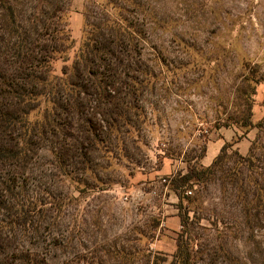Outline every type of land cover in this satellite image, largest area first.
I'll use <instances>...</instances> for the list:
<instances>
[{"label":"rangeland","instance_id":"rangeland-1","mask_svg":"<svg viewBox=\"0 0 264 264\" xmlns=\"http://www.w3.org/2000/svg\"><path fill=\"white\" fill-rule=\"evenodd\" d=\"M68 1L74 45L68 62H54L57 76L84 38L86 9L99 18L107 3ZM139 2L123 14L138 30L130 75L146 77L142 92L128 96L130 138L72 180L44 179L71 202L61 220L64 249L51 263L169 264L181 238L189 264H264V0ZM16 6L29 9L27 0ZM250 106L261 125L246 133L236 122ZM225 143L221 171L184 193L180 211L172 178L199 164L208 144L210 165Z\"/></svg>","mask_w":264,"mask_h":264},{"label":"trees","instance_id":"trees-1","mask_svg":"<svg viewBox=\"0 0 264 264\" xmlns=\"http://www.w3.org/2000/svg\"><path fill=\"white\" fill-rule=\"evenodd\" d=\"M106 1L99 18L95 7L86 9L84 38L71 64L57 76L54 62H68L74 45L66 19L70 1L27 0L29 9L24 10L17 0H0V264H54L57 250L64 249L61 220L71 202L53 195L44 179L54 177L53 185L72 180L98 166L109 147L117 149L119 141L130 138L135 108L128 96L142 92L146 77L138 74L140 69L130 75L131 59L140 55L134 36L138 30L123 14L142 4ZM109 7L118 10V19ZM34 113L42 115L34 119ZM253 117L250 106L236 123L249 133L261 125ZM228 147L225 143L209 166L200 162L205 151L199 164L172 178L180 211L184 193L221 171ZM179 217L184 228L185 219ZM190 261L191 252L178 238L169 264Z\"/></svg>","mask_w":264,"mask_h":264},{"label":"crops","instance_id":"crops-1","mask_svg":"<svg viewBox=\"0 0 264 264\" xmlns=\"http://www.w3.org/2000/svg\"><path fill=\"white\" fill-rule=\"evenodd\" d=\"M209 144H210V143H209ZM209 144H208V145H209ZM208 145H207V148H206V149H207V150H206V155H205V156L202 158V160H201V161H202L201 163H202L204 166H209V163H206V158H207L206 156H207V152H208ZM220 147H221V145L219 146V148H220ZM222 147H223V146H222ZM222 147H221V148H222ZM220 150H221V149H220ZM219 152H220V151H219ZM218 154H219V153H218ZM218 154H217V155H218ZM176 218L178 219V217H176ZM177 223H178V227H179V226H180V224H179L180 221H178Z\"/></svg>","mask_w":264,"mask_h":264}]
</instances>
